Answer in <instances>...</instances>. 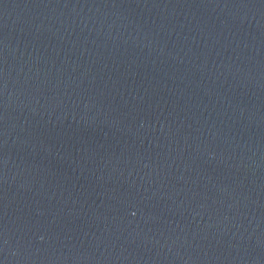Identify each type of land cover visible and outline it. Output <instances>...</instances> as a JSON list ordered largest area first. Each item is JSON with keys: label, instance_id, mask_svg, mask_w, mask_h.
<instances>
[{"label": "water", "instance_id": "obj_1", "mask_svg": "<svg viewBox=\"0 0 264 264\" xmlns=\"http://www.w3.org/2000/svg\"><path fill=\"white\" fill-rule=\"evenodd\" d=\"M0 264H264V0H0Z\"/></svg>", "mask_w": 264, "mask_h": 264}]
</instances>
